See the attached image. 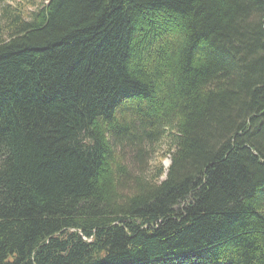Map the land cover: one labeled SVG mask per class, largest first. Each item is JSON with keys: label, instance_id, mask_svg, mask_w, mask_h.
Listing matches in <instances>:
<instances>
[{"label": "trees", "instance_id": "obj_1", "mask_svg": "<svg viewBox=\"0 0 264 264\" xmlns=\"http://www.w3.org/2000/svg\"><path fill=\"white\" fill-rule=\"evenodd\" d=\"M0 264H264V0L4 3Z\"/></svg>", "mask_w": 264, "mask_h": 264}, {"label": "rangeland", "instance_id": "obj_2", "mask_svg": "<svg viewBox=\"0 0 264 264\" xmlns=\"http://www.w3.org/2000/svg\"><path fill=\"white\" fill-rule=\"evenodd\" d=\"M18 1L30 2L31 0H0V8H1V6L4 3L15 4ZM35 1L38 2V3H42V2H45L46 3L47 0H35ZM161 145H162V143H159V144H156L153 147H151V150L152 151H151V154H150V162H149L150 166H149V170L147 171L148 172L147 173V176L152 175V172H154V170H155V165L157 163L158 156L160 154H163L164 151H165L164 145H162V147H161ZM168 162H169V165H170V163H171L170 156L167 157L164 160V162H163V165H164L165 168H168L169 167V165L167 164Z\"/></svg>", "mask_w": 264, "mask_h": 264}, {"label": "bare ground", "instance_id": "obj_3", "mask_svg": "<svg viewBox=\"0 0 264 264\" xmlns=\"http://www.w3.org/2000/svg\"><path fill=\"white\" fill-rule=\"evenodd\" d=\"M167 164L169 165V162Z\"/></svg>", "mask_w": 264, "mask_h": 264}]
</instances>
